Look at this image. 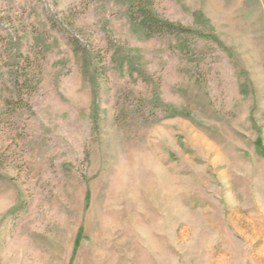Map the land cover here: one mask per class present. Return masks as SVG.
<instances>
[{"label": "rangeland", "instance_id": "rangeland-1", "mask_svg": "<svg viewBox=\"0 0 264 264\" xmlns=\"http://www.w3.org/2000/svg\"><path fill=\"white\" fill-rule=\"evenodd\" d=\"M0 264H264V0H0Z\"/></svg>", "mask_w": 264, "mask_h": 264}, {"label": "trees", "instance_id": "trees-1", "mask_svg": "<svg viewBox=\"0 0 264 264\" xmlns=\"http://www.w3.org/2000/svg\"><path fill=\"white\" fill-rule=\"evenodd\" d=\"M141 12V27L147 33H167L179 35L189 28L180 26L179 24H173L165 19L158 18L155 14L150 13L144 8L139 9Z\"/></svg>", "mask_w": 264, "mask_h": 264}]
</instances>
